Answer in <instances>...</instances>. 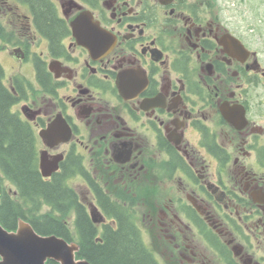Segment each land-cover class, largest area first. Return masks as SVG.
<instances>
[{
    "label": "flooded vegetation",
    "instance_id": "flooded-vegetation-1",
    "mask_svg": "<svg viewBox=\"0 0 264 264\" xmlns=\"http://www.w3.org/2000/svg\"><path fill=\"white\" fill-rule=\"evenodd\" d=\"M250 31L217 0H0L12 111L40 180L70 193L43 213L73 231L81 212L95 244L138 230L155 264H264V34Z\"/></svg>",
    "mask_w": 264,
    "mask_h": 264
},
{
    "label": "trees",
    "instance_id": "trees-1",
    "mask_svg": "<svg viewBox=\"0 0 264 264\" xmlns=\"http://www.w3.org/2000/svg\"><path fill=\"white\" fill-rule=\"evenodd\" d=\"M3 73L0 65V223L7 230H14L17 219L21 218L39 235L76 241L80 247L77 257L91 264H155L142 245V234L138 230L121 223L115 232L106 230L102 244H95L94 229L81 212L74 233L54 211L41 212V204L57 209L63 207L65 200L71 199L70 193L57 183L42 182L36 173L32 131L13 113L16 99L4 85ZM6 183L13 185L15 198L9 194ZM47 264L56 263L48 261Z\"/></svg>",
    "mask_w": 264,
    "mask_h": 264
},
{
    "label": "water",
    "instance_id": "water-1",
    "mask_svg": "<svg viewBox=\"0 0 264 264\" xmlns=\"http://www.w3.org/2000/svg\"><path fill=\"white\" fill-rule=\"evenodd\" d=\"M41 173L49 176L56 170V164L40 162ZM99 214V213H98ZM97 213H91L92 220L99 222ZM79 245L67 242L55 235H39L26 221L19 219L17 229L8 231L0 223V264H91L87 259H77Z\"/></svg>",
    "mask_w": 264,
    "mask_h": 264
},
{
    "label": "rangeland",
    "instance_id": "rangeland-1",
    "mask_svg": "<svg viewBox=\"0 0 264 264\" xmlns=\"http://www.w3.org/2000/svg\"><path fill=\"white\" fill-rule=\"evenodd\" d=\"M217 5L228 20L233 24L237 23V28L241 33L247 32L250 35L252 34L250 30L253 29L255 31L253 34H264V0H217ZM0 64L8 76L11 66L9 62H4L3 54L0 55ZM5 185L10 187L7 183ZM43 210L45 211L44 207L41 212Z\"/></svg>",
    "mask_w": 264,
    "mask_h": 264
}]
</instances>
